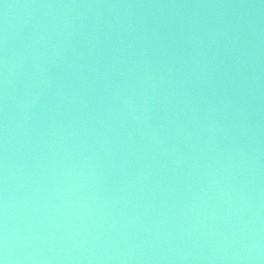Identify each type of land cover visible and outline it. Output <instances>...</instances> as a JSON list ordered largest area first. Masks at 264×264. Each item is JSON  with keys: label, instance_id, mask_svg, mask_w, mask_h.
<instances>
[{"label": "water", "instance_id": "water-1", "mask_svg": "<svg viewBox=\"0 0 264 264\" xmlns=\"http://www.w3.org/2000/svg\"><path fill=\"white\" fill-rule=\"evenodd\" d=\"M0 264H264V0H0Z\"/></svg>", "mask_w": 264, "mask_h": 264}]
</instances>
